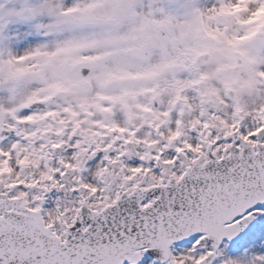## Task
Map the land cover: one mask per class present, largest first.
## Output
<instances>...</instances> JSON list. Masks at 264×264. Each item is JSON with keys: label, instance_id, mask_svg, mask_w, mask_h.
I'll list each match as a JSON object with an SVG mask.
<instances>
[{"label": "snow or ice", "instance_id": "snow-or-ice-1", "mask_svg": "<svg viewBox=\"0 0 264 264\" xmlns=\"http://www.w3.org/2000/svg\"><path fill=\"white\" fill-rule=\"evenodd\" d=\"M0 264H264V0H0Z\"/></svg>", "mask_w": 264, "mask_h": 264}]
</instances>
